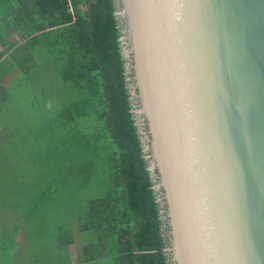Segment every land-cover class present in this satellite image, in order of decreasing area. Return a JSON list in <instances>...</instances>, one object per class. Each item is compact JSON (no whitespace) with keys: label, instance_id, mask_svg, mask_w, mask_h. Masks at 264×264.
Returning a JSON list of instances; mask_svg holds the SVG:
<instances>
[{"label":"water","instance_id":"95a60500","mask_svg":"<svg viewBox=\"0 0 264 264\" xmlns=\"http://www.w3.org/2000/svg\"><path fill=\"white\" fill-rule=\"evenodd\" d=\"M169 264H264V0H115Z\"/></svg>","mask_w":264,"mask_h":264},{"label":"trees","instance_id":"16d2710c","mask_svg":"<svg viewBox=\"0 0 264 264\" xmlns=\"http://www.w3.org/2000/svg\"><path fill=\"white\" fill-rule=\"evenodd\" d=\"M115 9V0H0V67L9 63L27 78H47L54 91L52 75L64 83L68 103L59 117L70 132L68 171L76 178L97 170L104 175L102 183L83 182V190L100 193L84 205L55 206L52 193H44L31 208L11 204L14 211H4L10 196L0 190V264H75V229L84 239L76 264H169L131 112ZM6 92L0 77V95ZM41 206L57 224L46 231ZM17 211L21 222L6 229L3 217Z\"/></svg>","mask_w":264,"mask_h":264},{"label":"rangeland","instance_id":"374dc122","mask_svg":"<svg viewBox=\"0 0 264 264\" xmlns=\"http://www.w3.org/2000/svg\"><path fill=\"white\" fill-rule=\"evenodd\" d=\"M11 37L19 40L14 32ZM0 77L5 80L7 91L0 95V190L5 189L10 196L4 211H14L11 204L19 210L31 208L44 193H52L55 206L73 201L84 205L89 199L97 198L100 193L95 187L82 188L85 180L92 185L102 183L101 170L80 178L68 171L70 132L63 117H59L61 109L68 103L64 83L52 75L57 84H51L58 88L54 91L47 78L35 80L32 73L27 78L9 63L0 67ZM69 184H75V187L69 188ZM41 210L47 220L45 231L57 225L46 207L41 206ZM11 214L8 215L13 218L3 217L6 229H11L13 222L22 220L20 212ZM40 219L34 226L40 224ZM75 236L71 255L76 264L84 239L77 229Z\"/></svg>","mask_w":264,"mask_h":264},{"label":"crops","instance_id":"0c3cea01","mask_svg":"<svg viewBox=\"0 0 264 264\" xmlns=\"http://www.w3.org/2000/svg\"><path fill=\"white\" fill-rule=\"evenodd\" d=\"M3 50V47L0 45V51H2Z\"/></svg>","mask_w":264,"mask_h":264}]
</instances>
